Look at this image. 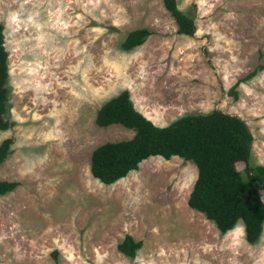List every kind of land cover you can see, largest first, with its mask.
<instances>
[{
    "label": "rangeland",
    "instance_id": "rangeland-1",
    "mask_svg": "<svg viewBox=\"0 0 264 264\" xmlns=\"http://www.w3.org/2000/svg\"><path fill=\"white\" fill-rule=\"evenodd\" d=\"M176 3L193 35L176 33L163 0H0L10 86L0 143L13 139L0 179L19 182L0 196V264H54L53 251L59 264H264V226L249 244L240 221L221 235L187 205L191 161L149 157L110 185L90 174L94 148L134 134L94 122L122 90L157 126L213 109L239 116L251 164L264 165V69L237 100L228 92L264 65V0ZM137 28L152 34L121 49ZM126 234L142 242L134 258L117 250Z\"/></svg>",
    "mask_w": 264,
    "mask_h": 264
},
{
    "label": "trees",
    "instance_id": "trees-1",
    "mask_svg": "<svg viewBox=\"0 0 264 264\" xmlns=\"http://www.w3.org/2000/svg\"><path fill=\"white\" fill-rule=\"evenodd\" d=\"M164 8L176 24V33L192 35L193 17L177 7L176 0H163ZM4 26L0 22V130L10 126L8 99L10 95L8 52L4 45ZM152 31L137 28L129 31L120 43L128 51L146 40ZM264 65L238 79L229 94L238 99L237 87L252 79ZM94 122L99 127L120 124L134 131L129 139L107 141L94 148L90 155V174L99 182L110 185L124 178L149 157L169 160L173 156L194 163L197 176L187 199V205L214 223L221 235L240 221L245 240L259 241L264 226V165L251 164L253 136L246 122L237 115L213 109L205 113H186L166 126H157L135 109L127 90L104 101ZM13 139L0 143V164L10 152ZM242 162V171L236 163ZM19 186L15 180L0 179V196ZM142 242L129 234L117 244V250L134 258ZM58 263L57 251L51 253Z\"/></svg>",
    "mask_w": 264,
    "mask_h": 264
},
{
    "label": "water",
    "instance_id": "water-1",
    "mask_svg": "<svg viewBox=\"0 0 264 264\" xmlns=\"http://www.w3.org/2000/svg\"><path fill=\"white\" fill-rule=\"evenodd\" d=\"M193 35V34H192Z\"/></svg>",
    "mask_w": 264,
    "mask_h": 264
}]
</instances>
